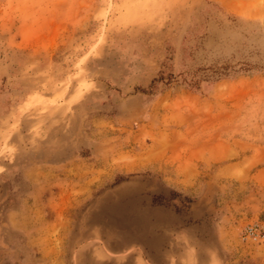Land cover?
Returning <instances> with one entry per match:
<instances>
[{
  "label": "rangeland",
  "instance_id": "obj_1",
  "mask_svg": "<svg viewBox=\"0 0 264 264\" xmlns=\"http://www.w3.org/2000/svg\"><path fill=\"white\" fill-rule=\"evenodd\" d=\"M0 228L37 264H264V0H0Z\"/></svg>",
  "mask_w": 264,
  "mask_h": 264
},
{
  "label": "crops",
  "instance_id": "obj_2",
  "mask_svg": "<svg viewBox=\"0 0 264 264\" xmlns=\"http://www.w3.org/2000/svg\"><path fill=\"white\" fill-rule=\"evenodd\" d=\"M132 221V220H131ZM132 225L130 224V227ZM131 233L135 234V243H140V244H147L151 246L155 245L156 240L155 239H143V233H138L136 234V230H130ZM5 230L3 228H0V264H37V263H42L37 262L36 256L31 253L35 248L29 244H22L19 243V246L13 245L12 248L10 245L6 244L5 242ZM134 234H132L134 236ZM111 238V237H110ZM133 239V240H134ZM122 244L127 245L130 244L129 240L122 239ZM122 244H116V248H120ZM23 246V247H22ZM10 248V249H9ZM165 256V255H164ZM155 262L157 264L163 263V259L158 256V253H156L155 257H153Z\"/></svg>",
  "mask_w": 264,
  "mask_h": 264
},
{
  "label": "trees",
  "instance_id": "obj_3",
  "mask_svg": "<svg viewBox=\"0 0 264 264\" xmlns=\"http://www.w3.org/2000/svg\"><path fill=\"white\" fill-rule=\"evenodd\" d=\"M169 60H172V58H170ZM170 67L171 66L169 62H165L164 64H162V69L159 71L158 77L154 78L150 83V91L154 90L157 84L166 81L167 85H169L172 82V78H173L172 74L171 73L167 74V71L169 70ZM189 85L193 89H198L199 82L196 80H192L189 83Z\"/></svg>",
  "mask_w": 264,
  "mask_h": 264
}]
</instances>
